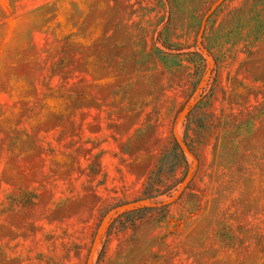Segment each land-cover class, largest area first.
Instances as JSON below:
<instances>
[{"label": "rangeland", "instance_id": "374dc122", "mask_svg": "<svg viewBox=\"0 0 264 264\" xmlns=\"http://www.w3.org/2000/svg\"><path fill=\"white\" fill-rule=\"evenodd\" d=\"M173 136L182 231L107 241ZM0 264H264V0H0Z\"/></svg>", "mask_w": 264, "mask_h": 264}, {"label": "trees", "instance_id": "16d2710c", "mask_svg": "<svg viewBox=\"0 0 264 264\" xmlns=\"http://www.w3.org/2000/svg\"><path fill=\"white\" fill-rule=\"evenodd\" d=\"M162 61L166 59L161 58ZM187 135V131L185 132ZM188 156L196 160V155L192 146L184 145L173 136V143L169 151L162 154L152 170L149 172L139 195L129 201L120 203L114 208L131 206L129 209L119 213L106 227V240H110L112 235L127 231H134L145 220L156 218L166 224L170 235L178 234L182 231L185 220L169 217V208L172 204L180 202L187 192L193 190V177L197 170V163L193 171L190 166ZM179 172L182 173L179 176ZM164 196L169 201H160ZM104 216H100L96 224L99 229Z\"/></svg>", "mask_w": 264, "mask_h": 264}]
</instances>
